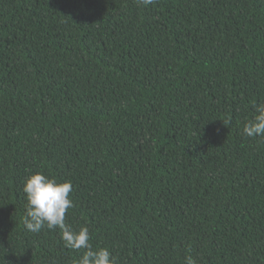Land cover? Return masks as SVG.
Instances as JSON below:
<instances>
[{"label":"trees","instance_id":"1","mask_svg":"<svg viewBox=\"0 0 264 264\" xmlns=\"http://www.w3.org/2000/svg\"><path fill=\"white\" fill-rule=\"evenodd\" d=\"M264 0H0V264H73L23 182L116 264H264Z\"/></svg>","mask_w":264,"mask_h":264},{"label":"clouds","instance_id":"2","mask_svg":"<svg viewBox=\"0 0 264 264\" xmlns=\"http://www.w3.org/2000/svg\"><path fill=\"white\" fill-rule=\"evenodd\" d=\"M138 6L153 3V0H135ZM254 115L243 125L242 134L248 138L264 137V101L254 104ZM22 192L26 201L22 224L25 230L39 233L43 228L59 229L64 246L76 252L84 250L73 264H116L108 248L93 249L87 227L74 230L65 222V215L74 207L69 194L72 191L70 182L59 183L55 178L34 173L23 182ZM185 264H196L192 256L185 258Z\"/></svg>","mask_w":264,"mask_h":264}]
</instances>
